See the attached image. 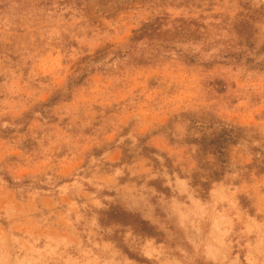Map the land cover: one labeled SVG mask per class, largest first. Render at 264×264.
<instances>
[{"label":"rangeland","instance_id":"obj_1","mask_svg":"<svg viewBox=\"0 0 264 264\" xmlns=\"http://www.w3.org/2000/svg\"><path fill=\"white\" fill-rule=\"evenodd\" d=\"M0 264H264V0H0Z\"/></svg>","mask_w":264,"mask_h":264}]
</instances>
